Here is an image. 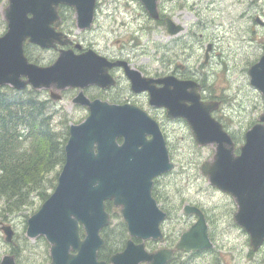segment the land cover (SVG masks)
<instances>
[{"label":"water","instance_id":"95a60500","mask_svg":"<svg viewBox=\"0 0 264 264\" xmlns=\"http://www.w3.org/2000/svg\"><path fill=\"white\" fill-rule=\"evenodd\" d=\"M94 1L10 0L11 28L0 40V86L21 90L27 84L40 89L51 83L101 82L93 70L100 63L92 52L78 57L62 52L47 68L28 64L23 55L25 40L42 47L59 41L60 35L54 37L44 28L39 12L55 14L58 4L72 6L77 11V24L83 29L89 25ZM140 1L150 17L157 18V0ZM27 13L33 15L32 19L26 17ZM168 29L172 34L180 31L170 23ZM126 74L133 90H149L151 105L164 107L170 119L185 120L196 145L216 144L212 162H205L201 173L211 185L235 199L239 208L235 220L250 233L255 250L264 239V114L246 131L239 155H235L231 137L211 117L218 104L202 102L194 82L166 78L160 81L164 85L161 89H154L137 72ZM248 76L264 104V55L249 69ZM88 107L86 121L70 130L64 167L54 193L27 222L28 237L43 235L50 244L49 264H106L97 261V252L104 246L100 230L111 224L105 201L119 208L130 237L142 240L134 244L129 239L121 252L109 258L110 264H166L175 250L189 252L209 247L200 215L197 223L181 235L174 250L145 251V240H163L159 226L166 214L151 196L153 180L173 167L163 135L152 119L133 106L111 107L95 101ZM118 138L122 139L120 145L116 143ZM184 211L200 214L189 206ZM1 230L5 241L10 242L12 232ZM0 264H15L14 258L4 256Z\"/></svg>","mask_w":264,"mask_h":264},{"label":"rangeland","instance_id":"374dc122","mask_svg":"<svg viewBox=\"0 0 264 264\" xmlns=\"http://www.w3.org/2000/svg\"><path fill=\"white\" fill-rule=\"evenodd\" d=\"M206 1L159 0V12L172 17L175 22L184 27V31L175 36L180 37L177 42L175 41L177 39L168 38L163 28L137 34L134 39L137 38L138 45L133 55L137 57L138 64L149 73L153 71L161 73L165 70L164 63L161 61L165 56L171 60L169 70H174L177 74L197 82L202 81L205 87L202 98L220 101L221 106L215 111L213 117L219 120L224 125V129L236 139L235 145L239 149L243 144L245 131L257 121L259 114L264 110L262 99L250 85L248 77L249 69L264 54V0H228V2L225 1V8L222 9L220 1L224 0H214V4L211 5L209 4L213 0H208V6L204 4L199 8ZM253 2H259L257 3L259 7ZM229 3H231V9ZM215 9L222 10L220 17L216 19L213 17L214 13L209 12ZM127 10L136 15L144 11L137 0H100V11L93 28L94 31L88 34H76V40L83 43H96L91 40L98 38L102 39L99 47L129 50L133 47L132 43L129 45L126 38L130 26L126 25L124 29L116 28L122 21L120 13L126 16L125 11ZM112 16L117 21V23L114 22L115 27L109 26ZM125 20L128 21L127 18ZM205 20H210L206 28ZM140 21L143 22L145 19L141 18ZM134 27L136 28V25ZM196 27L200 28L197 32ZM0 28L3 29V26ZM220 39L223 41L220 42ZM192 41L197 42L195 47ZM228 43L230 44L229 49L227 48ZM186 44L188 49L184 52L183 47ZM157 48L163 50L168 48L172 51L165 54L162 51L157 52ZM207 49H209L208 59L204 63ZM26 50L31 54H36L33 47H28ZM224 52L231 55V61L228 62L229 82L222 79L216 72L218 68L224 67L221 61L224 58ZM212 81L214 84L210 86ZM206 89L212 95H209ZM14 98H20V96ZM61 111L63 113L47 110L55 130L57 122L53 120V117L60 116L59 114L73 115L76 113V110L72 112L69 110L68 104L66 109ZM85 115V112H80L79 121L84 119ZM72 118L74 122H78L77 116ZM58 119L59 117L56 118ZM166 133L169 155L175 169L170 174H164L156 179L153 190L160 208H168L170 217L163 224L164 242L162 244L148 242L147 249L169 248L176 243L180 234L188 230L195 221L193 217L186 216L182 212L185 203H192L198 205L209 216L207 220L210 230L209 238L214 247L208 252L190 256L191 261L186 254H179L173 264H236V262L237 264H264V246L257 254H252L249 251L247 235L236 228L232 219L235 206L231 198L218 193L200 172V167L204 162L212 161L215 146L198 147L195 145L191 131L183 120L166 122ZM59 169L60 167L57 168V173ZM55 174V172L52 173L48 178L56 179ZM55 183L56 180L54 185ZM46 188L45 194L31 195L28 204L18 208L20 211L15 212L17 209H13L10 215L0 216V219L5 218L15 231V241L12 246L5 243L3 236L0 235V260L11 249L19 248L18 256H16L18 264H48L50 262L49 244L44 237L40 236L31 240L25 235L27 219L38 210L41 203L51 194L54 186L51 187L47 183ZM0 210V212L6 210L3 201L0 202ZM223 210V214H218ZM111 215L114 221L110 232L108 228L105 230H108L107 235L118 230L119 228L116 227L122 223L121 219L116 221L118 216L114 211ZM114 244L122 250L123 243L118 244L115 241ZM239 246L242 249V256L234 259L233 251L236 249L239 253Z\"/></svg>","mask_w":264,"mask_h":264},{"label":"trees","instance_id":"16d2710c","mask_svg":"<svg viewBox=\"0 0 264 264\" xmlns=\"http://www.w3.org/2000/svg\"><path fill=\"white\" fill-rule=\"evenodd\" d=\"M1 94L0 202H5L6 210L0 212V216H8L13 209L26 206L32 194L44 193L47 183L53 186L55 178L49 179L48 176L63 162V155L59 154L61 147L50 133L47 119L38 114L42 104L37 98L20 96L9 102ZM19 125H27L30 133L19 135ZM110 237L107 244L110 241L117 243L121 234L116 230ZM107 244L99 253L100 259L116 250Z\"/></svg>","mask_w":264,"mask_h":264},{"label":"flooded vegetation","instance_id":"af4514ba","mask_svg":"<svg viewBox=\"0 0 264 264\" xmlns=\"http://www.w3.org/2000/svg\"><path fill=\"white\" fill-rule=\"evenodd\" d=\"M9 8V1L8 0H0V26H3V29L0 28V36H2L7 27V23L5 20L8 16H13V13L7 12ZM100 11V0H95L94 3V10H93V22L90 27V31L93 29L94 25L96 24L97 17ZM41 13L42 17L45 21V26L48 31L51 33H61L63 35L71 36L76 33H82L78 31L76 25V11L73 7L59 5L55 11V14L51 12H39ZM48 15V18L46 16ZM27 18H32L31 15H26ZM85 33V32H83ZM176 42L180 37L176 38ZM77 43L73 42V44L61 45L59 43H52V46L49 48L40 47L38 45L31 44L29 42H25L23 44V48L25 49L24 53L27 57L28 61L34 63L40 67H46L51 65L60 55L61 51L71 50L75 55L80 54L84 50L77 48ZM80 46V45H79ZM28 47H33L36 50V54H31L27 52ZM100 55L104 56L107 61H115V60H124L126 61L127 65L132 69L138 70L144 77L152 78L154 80L165 77L167 75H175L181 79H187L185 76H181L176 73L174 70H169L170 61L164 65L166 67L165 71L161 74L158 72L149 73L146 69L142 68L137 61L135 60H128L120 55H110L108 54L107 50L98 51ZM109 61V62H110ZM108 73L115 81V86L109 89H100L97 87H88L83 90V93L89 99H101L102 101H106L113 105H123V104H130L133 105L143 111H145L148 115H150L160 126L164 134L166 135V122L169 119L166 118L165 110L162 108H156L149 104V96L146 92L143 93H134L131 91L130 83L125 76L124 69L122 67L114 66L108 70ZM154 86L160 87L161 85L155 84ZM41 94L49 96L51 94V89H44L39 91ZM70 93V96L67 94ZM77 90H69L62 93V99L64 97H70V103L72 108H77L78 106L74 105L71 100L76 95ZM50 103V101H49ZM152 196L156 198L155 191H152ZM107 208L110 211H116L118 213V209H115L112 203H106ZM209 216L207 215V220ZM237 263V262H236Z\"/></svg>","mask_w":264,"mask_h":264},{"label":"bare ground","instance_id":"6f19581e","mask_svg":"<svg viewBox=\"0 0 264 264\" xmlns=\"http://www.w3.org/2000/svg\"><path fill=\"white\" fill-rule=\"evenodd\" d=\"M220 2H222V1H220ZM215 6H216V4H215ZM229 6H230V9H231V3H229ZM220 8H225V6H221ZM198 30H200V28H198V27H196L195 28V31L197 32ZM223 41V39H220V42H222ZM217 43V42H216ZM217 46H219V45H217ZM222 53V52H221ZM224 60L226 61V63L228 64V62H230L231 61V55H229V54H227L226 52H224ZM221 64V63H220ZM228 67V66H227ZM213 71H215V70H213ZM229 68L227 69V71H226V73H225V76L223 77V79L227 82L228 81V74H229ZM217 72V71H216ZM219 73V72H218ZM229 82V81H228Z\"/></svg>","mask_w":264,"mask_h":264}]
</instances>
